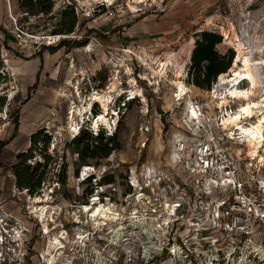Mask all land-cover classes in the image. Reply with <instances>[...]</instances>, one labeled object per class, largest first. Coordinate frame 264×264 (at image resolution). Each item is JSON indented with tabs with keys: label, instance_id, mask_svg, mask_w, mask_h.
<instances>
[{
	"label": "rangeland",
	"instance_id": "rangeland-1",
	"mask_svg": "<svg viewBox=\"0 0 264 264\" xmlns=\"http://www.w3.org/2000/svg\"><path fill=\"white\" fill-rule=\"evenodd\" d=\"M202 31L234 53L209 91L188 75ZM246 59L250 126L264 117V0H0V264H264V223L236 197L264 204V122L256 154L222 127L244 102L221 104L220 77ZM94 93L112 97L108 127ZM39 129L50 143L27 161L43 173L29 195L12 166ZM82 130L117 147L81 162Z\"/></svg>",
	"mask_w": 264,
	"mask_h": 264
},
{
	"label": "trees",
	"instance_id": "trees-1",
	"mask_svg": "<svg viewBox=\"0 0 264 264\" xmlns=\"http://www.w3.org/2000/svg\"><path fill=\"white\" fill-rule=\"evenodd\" d=\"M26 1L32 2V0ZM74 26L75 18L73 17L71 24L63 29L62 32L70 34L73 32ZM62 32L59 31L56 35ZM195 38V47L191 53V66L188 75L191 77L193 85L209 91L212 82L220 75L226 73L231 67L234 53L222 56L216 51V46L221 43L222 39L220 35L215 33L202 31ZM29 142L30 146L28 149L16 155V162L12 166V172L16 179L17 188L26 190L29 195H33L40 188L43 173H37L40 163L36 162L34 167H31L27 161L35 155V152L46 153L50 138L44 133V129H39L30 136ZM71 143L77 148V160L81 162H85L87 159L107 158L117 147L114 135L105 137L99 131L94 136L89 131L82 130L73 138ZM39 145H41L40 148ZM44 160L47 163L50 158L45 155ZM65 167V163H63L61 166L63 175H65ZM92 179L94 178L91 175L86 180L90 182ZM91 193L92 191L88 192L89 195ZM84 204L86 205V203Z\"/></svg>",
	"mask_w": 264,
	"mask_h": 264
},
{
	"label": "bare ground",
	"instance_id": "bare-ground-1",
	"mask_svg": "<svg viewBox=\"0 0 264 264\" xmlns=\"http://www.w3.org/2000/svg\"><path fill=\"white\" fill-rule=\"evenodd\" d=\"M241 46V45H240ZM90 47V46H89ZM242 47V46H241ZM89 48H84V50H88ZM238 53L240 54V47L238 48ZM244 64H242V69L241 70H236L233 71V74L227 77L224 80L225 77H220L221 83L227 84L229 87H231V90L229 93H227V97L223 98V102L221 104H224L227 99L233 100V101H241L244 102V104L239 107L238 111L234 114L229 116L228 119L224 120L222 123L223 130H228L230 131L235 130L236 132H239L237 135L242 139L243 142L247 145V147H250L252 149V154L257 153V149L261 146L262 141H263V135H262V123L264 122V117L261 119H258L254 124H244V121H249V119L252 118V109H255L257 106L256 104H249V88L248 91H240L237 90L238 86L240 85V82L244 80L250 81L248 83V87L250 84V88L254 89L255 88V81L249 71V61L246 59L243 61ZM177 87L179 89V94L177 95L178 100L182 99L183 96L185 95V89L182 83H176ZM112 89H114V84H112ZM112 90L109 92L111 93ZM101 102L102 107H103V114L98 120H96L95 127H98L99 125L106 126L108 127L109 125L105 121V116H108L107 114L108 109H107V104L112 102V97L111 96H100L97 93H94L91 95L89 102ZM79 112V111H78ZM77 112V115L82 118V113ZM190 113V115H189ZM198 114L194 110V108L191 107V111H187V120L185 122L186 127L190 128L196 126L198 122ZM193 131V130H191ZM195 132V131H193ZM233 133V132H231ZM195 134V133H193ZM87 206H85V210L87 211ZM89 209V208H88ZM103 211L102 209L98 210L94 215H99ZM102 217L106 218V214L103 212Z\"/></svg>",
	"mask_w": 264,
	"mask_h": 264
},
{
	"label": "built area",
	"instance_id": "built-area-1",
	"mask_svg": "<svg viewBox=\"0 0 264 264\" xmlns=\"http://www.w3.org/2000/svg\"><path fill=\"white\" fill-rule=\"evenodd\" d=\"M233 186H234V189H237V190L238 189L239 190L242 189V185L239 184V183L236 184V182H235V183H233ZM236 197L238 198V200L240 198L241 201L247 202V210L249 211V213L251 215H253L255 220L261 222L262 224L264 223V204L263 205H259V206L258 205H253V204L250 203L249 198H247L244 195H242L241 197H239V196H236ZM238 203L240 205L244 204L243 202H239V201H238ZM249 236H250V233H249ZM249 242H251V241H249Z\"/></svg>",
	"mask_w": 264,
	"mask_h": 264
}]
</instances>
